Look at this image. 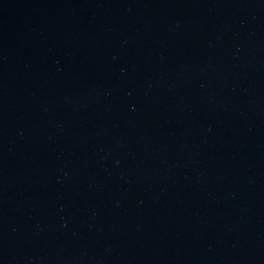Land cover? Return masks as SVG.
I'll list each match as a JSON object with an SVG mask.
<instances>
[{
  "label": "water",
  "instance_id": "95a60500",
  "mask_svg": "<svg viewBox=\"0 0 264 264\" xmlns=\"http://www.w3.org/2000/svg\"><path fill=\"white\" fill-rule=\"evenodd\" d=\"M0 264H264V0H0Z\"/></svg>",
  "mask_w": 264,
  "mask_h": 264
}]
</instances>
